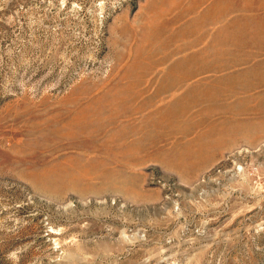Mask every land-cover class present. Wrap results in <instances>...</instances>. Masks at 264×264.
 Segmentation results:
<instances>
[{
  "label": "rangeland",
  "instance_id": "374dc122",
  "mask_svg": "<svg viewBox=\"0 0 264 264\" xmlns=\"http://www.w3.org/2000/svg\"><path fill=\"white\" fill-rule=\"evenodd\" d=\"M0 264H264V0H0Z\"/></svg>",
  "mask_w": 264,
  "mask_h": 264
}]
</instances>
